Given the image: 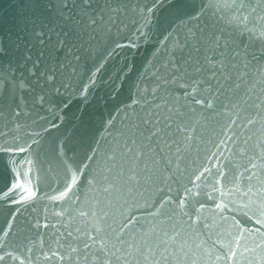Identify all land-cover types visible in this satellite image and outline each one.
<instances>
[{"label": "water", "instance_id": "1", "mask_svg": "<svg viewBox=\"0 0 264 264\" xmlns=\"http://www.w3.org/2000/svg\"><path fill=\"white\" fill-rule=\"evenodd\" d=\"M156 3L0 0V264H264V0Z\"/></svg>", "mask_w": 264, "mask_h": 264}, {"label": "snow or ice", "instance_id": "2", "mask_svg": "<svg viewBox=\"0 0 264 264\" xmlns=\"http://www.w3.org/2000/svg\"><path fill=\"white\" fill-rule=\"evenodd\" d=\"M158 3H159V0H157V3L156 4H153L152 7L150 8H147L146 11L151 13L157 6H158ZM81 4L83 5L84 8H87L90 6V0H81ZM40 5L39 3H36L34 5V7L38 8ZM220 7H234L236 6L235 4V0H232V3H224V4H220L219 5ZM64 7H67V4L64 5ZM239 7H245V5L243 3H241L239 5ZM94 22V21H93ZM28 21L27 19H25L24 21V26H25V29H27L28 27ZM32 35L38 39L40 41V43H43V36H44V30L43 28H39V29H36L35 27L33 28L32 30ZM262 36H264V33L261 34ZM217 39V47H219V37L216 38ZM63 40H60V45L63 46ZM233 55H236V53H233ZM33 68H35V65L32 66V68H29L28 71L29 73L31 74L32 71H33ZM197 71H199V69H197ZM40 76L41 77H44L45 76V73L44 72H41L40 73ZM47 78H51V75H49ZM20 85L23 86V82H20ZM197 103H199V101H197ZM85 247H88L87 245H85Z\"/></svg>", "mask_w": 264, "mask_h": 264}]
</instances>
